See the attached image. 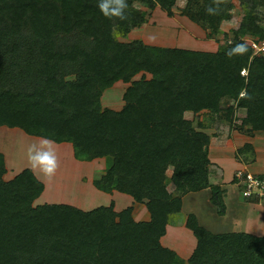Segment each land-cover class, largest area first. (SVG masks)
Segmentation results:
<instances>
[{
    "label": "trees",
    "instance_id": "1",
    "mask_svg": "<svg viewBox=\"0 0 264 264\" xmlns=\"http://www.w3.org/2000/svg\"><path fill=\"white\" fill-rule=\"evenodd\" d=\"M177 1L126 0L121 20L103 16L99 0H0V126L70 143L80 161L111 157L94 187L129 195L150 216L137 221L133 206L115 211L113 201L34 206L44 184L30 168L5 180L0 152V264H264V235L213 233L194 214L184 221L196 239L186 260L160 242L186 194L209 188L224 210L205 130L227 121L242 135L264 133V53L245 40L264 39V0H237L240 23L214 52L118 39L147 19L132 13L134 3L171 16ZM232 2L184 0L179 13L214 38ZM237 43L247 51L227 55ZM117 81L130 82L124 105L103 108V91ZM251 149L244 144L236 158Z\"/></svg>",
    "mask_w": 264,
    "mask_h": 264
},
{
    "label": "rangeland",
    "instance_id": "2",
    "mask_svg": "<svg viewBox=\"0 0 264 264\" xmlns=\"http://www.w3.org/2000/svg\"><path fill=\"white\" fill-rule=\"evenodd\" d=\"M183 2L184 0L177 1L176 6L173 7V14L171 16L167 15L166 12L161 10L159 7L149 9L145 4L134 3L131 7L132 13L136 15H144L147 19L139 27L131 29L125 37L118 36V39L121 41L141 40L147 45L154 46L180 47L185 49L214 52L217 50L219 44L224 43L226 39L232 38V29L238 27L243 15V7L239 4V1L233 0L232 8L230 10L231 15L229 19L224 20L221 23L220 33L214 38H208L206 36V31L202 30L196 24L179 13ZM225 34L228 37H226ZM245 40L248 42L251 41L248 36H245ZM242 74H246V71L243 70ZM142 75L143 73L140 72L139 74L133 76L131 81L140 79ZM145 76L146 78H150L149 74H145ZM71 78L73 77H68L66 79ZM129 85L130 82L124 83L122 81H117L111 87L105 89L100 98L101 106L103 108L108 107L114 110L121 109L125 103L123 94ZM184 116L190 118L192 114L190 112H186ZM242 116V110L235 112V121L239 122ZM212 124L209 127L213 131L211 136H213L216 141L220 142L221 145L225 144L226 147L223 146L224 149H222L223 153L231 155V152L235 147L234 144L241 143L242 137L235 133L236 130L232 127V123L230 124L227 121H222L216 126L215 124L212 126ZM254 135H256L255 137L259 140V142H262L260 140H262V137L264 136L263 132L255 131L253 133V136ZM41 139V137L26 134L19 128L0 126V152L3 153L5 159L6 173L3 175L5 180H9L13 175L20 172L24 168H30L36 178L38 180L42 179L46 186L45 193L43 195H39L42 196L41 201L36 198L33 201L34 206L41 202L45 203L44 201H52V199L56 200L53 202H68L72 204H75L78 201L83 203V206L86 207L85 209L109 203L108 201L111 200L109 194L111 193L102 192L96 189L92 185V181L100 177L109 167L112 163L111 157L96 158L91 161H80L73 157V149L70 143L55 142L54 148L58 167L55 174L51 178H47L44 177L38 170L32 169L29 166L26 155L27 147L33 143L39 145V141ZM250 145L252 147V144ZM232 146L234 147L232 148ZM261 146H263V144H261ZM213 149L215 148L213 147ZM237 150L238 149H236L235 152H237ZM260 150L262 151V154L260 153L262 158L264 156V148ZM251 151L253 152V159L248 163H245L246 165L256 161L254 159V157L256 158V153L253 149H251ZM263 161L264 159L262 162ZM217 168L218 167L213 164V170L220 173ZM231 171L232 167L228 168L229 174H226L227 177L230 176ZM237 171L242 170L238 169ZM245 171L255 174V172L249 170ZM170 172L171 169L168 170V174H170ZM256 174L264 175V173ZM210 180L211 183L220 187L222 181L221 176L217 177L214 175ZM223 185H226L224 188L228 187V191L233 189L240 190V184L234 182L233 179L231 180V183L228 181ZM168 189L173 190L172 184L168 185ZM207 189V193L205 191L200 193H189L184 199L182 197L180 214L178 217L175 215L172 217L171 223L167 225L168 227L166 226L165 234L160 238V242L163 246L172 249L185 260L192 254L196 245L195 237H191L189 232L191 230H189L184 224L187 215L194 214L198 223L213 233L236 231L238 222L244 221L243 213H239L237 211V207L232 208L230 206L228 197L224 195V190L220 189L224 210L219 212L218 205L212 201L211 189ZM116 193L114 199L117 202L118 208L122 209L131 205L130 201L132 199L129 195L118 191H116ZM141 205L144 204L138 203L135 205L137 210L138 208H141ZM133 218L136 220L134 216ZM149 218L150 216L144 219L140 218V220L137 219V221H148Z\"/></svg>",
    "mask_w": 264,
    "mask_h": 264
},
{
    "label": "crops",
    "instance_id": "3",
    "mask_svg": "<svg viewBox=\"0 0 264 264\" xmlns=\"http://www.w3.org/2000/svg\"><path fill=\"white\" fill-rule=\"evenodd\" d=\"M205 131L209 135H211L213 133L212 129H206ZM235 133L242 137V142L239 144H234L235 147L232 146V148L234 147L233 148L234 150L231 152V155H226V153H223L222 149H224L223 146L226 147L225 144L221 145L220 142L216 141L215 138L213 136H211L210 145H209V149H208V157L210 159V162L212 164H214L215 166H217L221 170L220 174H221V180L222 181L220 184V187H221L220 189L224 190L223 191L224 195H226L228 197V202H229L230 206L232 208L237 207V211L239 213L242 212L243 217L245 218V219L243 218L244 221L238 222L236 231H230V232H246V233L261 236L264 234V203H262L264 201H257V200H253V199L244 198L241 195V187L240 186H239L240 188L238 187L240 190H237V189L234 190L232 188L233 190L228 191L227 190L228 187L224 188V187H226V185H223V184H225L228 181H229V183H231V180L233 179V176L238 169L242 170V171L249 170V171L255 172V174L256 173H264V161L262 162V160L264 159V156L261 158L262 151L260 150V149L264 148V142H263L264 136L262 137V140H260L262 142H259V140L255 137L256 135H254L252 137H247V136L241 135L240 133H238L236 131H235ZM246 143L252 144L253 151L256 153L255 154L256 158L254 157V159L256 161H253L252 163L247 164V165L245 163H248L249 161H251L253 159L252 158L253 155L252 156L248 155L247 160L244 161L242 155H240V159L236 158V152H235L236 149L242 147ZM261 144H263V146H261ZM71 147H72V145H71ZM213 147L215 149H213ZM73 157H74V155H73ZM230 167H232V171H231L230 176L227 177V175L229 174L228 168H230ZM40 180L44 184V190L40 194V195H43L46 191V186H45V182L42 179H40ZM92 185H93V181H92ZM203 191H205L207 193L208 189H203L201 191L190 192V193H200ZM115 193H116V191H113L111 194H109V197L111 199L110 201H113L115 211H120L121 209L117 207V202L114 199ZM188 194H186L185 196H187ZM185 196H183V199L185 198ZM41 197L42 196H39L37 199L41 201ZM53 201H56V200L52 199V201H44V202L45 203H64V202H53ZM110 201H108L109 203L106 205H109ZM66 203H68V202H66ZM39 204H42V202ZM68 204L74 205V206L79 207L83 210H88V209L94 208V207H91V208L85 209L86 207L83 206V203L78 202V201L75 204L74 203L73 204L68 203ZM130 204H131V206H133L132 215L136 218V220L137 219L140 220V218L144 219V218L149 217L148 211L146 210V207L144 205H141V208H138V210H137L135 205L138 203L134 202L132 199L130 201ZM189 232L191 234V237L194 238L192 232L191 231H189Z\"/></svg>",
    "mask_w": 264,
    "mask_h": 264
},
{
    "label": "clouds",
    "instance_id": "4",
    "mask_svg": "<svg viewBox=\"0 0 264 264\" xmlns=\"http://www.w3.org/2000/svg\"><path fill=\"white\" fill-rule=\"evenodd\" d=\"M98 7L103 16L107 18L118 17L121 20L126 18L128 5L126 0H99ZM211 13L213 9H208ZM247 51V44L237 43L227 52V55H243ZM55 140L43 136L39 145L33 143L27 147V161L32 169L38 170L44 177L51 178L58 167L57 157L54 148Z\"/></svg>",
    "mask_w": 264,
    "mask_h": 264
},
{
    "label": "built area",
    "instance_id": "5",
    "mask_svg": "<svg viewBox=\"0 0 264 264\" xmlns=\"http://www.w3.org/2000/svg\"><path fill=\"white\" fill-rule=\"evenodd\" d=\"M254 53H264V39L261 41H249ZM234 177L241 185V195L247 199L264 201V175L260 176L246 171H237Z\"/></svg>",
    "mask_w": 264,
    "mask_h": 264
}]
</instances>
